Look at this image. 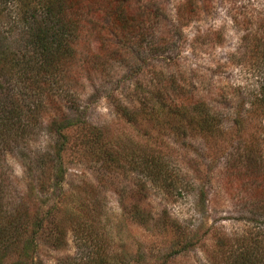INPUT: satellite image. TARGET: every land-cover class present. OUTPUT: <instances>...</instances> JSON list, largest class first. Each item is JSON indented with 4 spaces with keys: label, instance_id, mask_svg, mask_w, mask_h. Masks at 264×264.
<instances>
[{
    "label": "rangeland",
    "instance_id": "1",
    "mask_svg": "<svg viewBox=\"0 0 264 264\" xmlns=\"http://www.w3.org/2000/svg\"><path fill=\"white\" fill-rule=\"evenodd\" d=\"M138 9L141 38L111 47L104 87L114 100L97 71L69 90L80 117H64L78 123L64 132L58 198L46 183L39 203L29 181L43 173L37 153L60 141L37 125L47 112L23 107L14 118L24 129L14 125L0 144L2 202L20 200L41 220L31 251L40 264L89 255L111 264L116 253L120 264H231L258 227L264 234V111L248 101L264 88V0H138ZM197 100L219 111L216 132L190 118ZM3 255L0 264L15 259Z\"/></svg>",
    "mask_w": 264,
    "mask_h": 264
},
{
    "label": "trees",
    "instance_id": "2",
    "mask_svg": "<svg viewBox=\"0 0 264 264\" xmlns=\"http://www.w3.org/2000/svg\"><path fill=\"white\" fill-rule=\"evenodd\" d=\"M143 13L138 9V0H0V144H6L4 135L14 125L24 129L25 123L14 118L23 113V107L38 116L47 112L46 117L52 118L38 121L37 125H42L44 134L60 140L55 150L45 147L44 152L37 151L34 163L41 166L43 173L29 177V181L33 185L32 195L39 203H45L49 197L47 191L44 193L38 188L39 185L47 183V189L53 190L50 191L53 198H58L61 193V188H56L62 176L61 144L65 129L78 123L64 117H80L79 108L71 105L73 95L69 90L81 82L83 72L89 76L90 70L97 71L103 96L109 101L114 100L113 90L104 87L111 79L107 71L111 47L141 38L146 19ZM175 14L181 17L178 7ZM185 16L182 14V18ZM63 78L67 81H62ZM248 98L249 106L264 111V88L248 93ZM243 111L246 114L250 109ZM123 113L126 117L131 116L130 112ZM218 115L219 111H209L202 100H197L192 111L194 117L190 118L200 132H216ZM90 133L94 140L100 139L98 128H92ZM25 162V172L29 176L34 164L28 163L27 159ZM2 197L0 186V252L15 255V259L7 264H40L41 260L31 251L36 247L41 220L28 216L24 202L19 200L11 208V202H2ZM259 201L264 209V196ZM54 206L56 203L53 202L46 213ZM134 218L143 221L138 216ZM260 228L255 231L259 234L257 240L250 237L249 244H244L238 255L234 254L231 264H264V234ZM246 237H242V241ZM122 255L114 254L116 263L111 264H120ZM89 256H81L70 264H110L102 258L96 261L97 257Z\"/></svg>",
    "mask_w": 264,
    "mask_h": 264
}]
</instances>
